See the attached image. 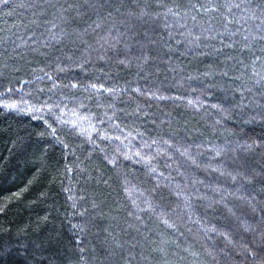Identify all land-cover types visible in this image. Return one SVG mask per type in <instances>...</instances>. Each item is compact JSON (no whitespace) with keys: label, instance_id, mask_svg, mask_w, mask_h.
Listing matches in <instances>:
<instances>
[{"label":"trees","instance_id":"1","mask_svg":"<svg viewBox=\"0 0 264 264\" xmlns=\"http://www.w3.org/2000/svg\"><path fill=\"white\" fill-rule=\"evenodd\" d=\"M262 36L264 0H0V264H260Z\"/></svg>","mask_w":264,"mask_h":264},{"label":"snow or ice","instance_id":"2","mask_svg":"<svg viewBox=\"0 0 264 264\" xmlns=\"http://www.w3.org/2000/svg\"><path fill=\"white\" fill-rule=\"evenodd\" d=\"M102 6L103 5H101V7ZM90 7H95V5H90ZM224 7L228 8L229 11H230L232 7H237L238 8V7H240V5H228V4H225ZM169 11H171V9ZM252 18L255 19L256 18L255 15H253ZM147 31L148 30H145L146 34H147ZM261 38L264 39V36H262ZM149 42L153 43V44L155 43V41H153V40H150ZM137 43H139V41H137ZM145 60H147V57H145ZM93 87H95V85H93ZM137 91H139V89H137ZM10 107H15V105H10ZM261 107H262V109H264V106H261ZM238 147L242 148L245 152L253 151L256 148L264 149V141H253L251 144H247L246 143V144H243V145H239ZM216 154L220 155L221 153L219 151H217ZM137 155H139V153H137ZM182 155L188 156V153L184 152V153H182ZM188 159L192 160L193 163L196 162L195 159L193 157H191V156H188ZM113 163H114V161H113ZM217 170L219 171L220 169H217ZM152 171L155 172V169H152ZM222 174H223V172H222ZM228 174L231 175V173H228ZM162 175L163 174L161 173V176ZM233 179H235V178L233 177ZM125 191H129V190L125 189ZM172 191H173V193H174V195L176 197L181 198L182 203H183V211L188 215L189 219H191V216H192V194L187 192L186 190H181L179 185H176V187L174 189H172ZM162 199H163V197H162ZM133 203L135 204V201H133ZM145 203L147 204L149 211H154V209L152 207V204L149 201H145ZM212 203H214V202L210 201L207 204V207H206L205 210H207V208H211L212 207ZM177 207H180V205H177ZM175 210H176L175 208L172 209L173 212H175ZM253 210L255 211V208H253ZM140 211H144V209H140ZM160 216L163 219V223L168 225V227H170V228H176L177 227V225L174 222H170L169 219L166 218L164 213H160ZM261 220L264 221V216L261 217ZM196 223H200V220L197 219ZM204 231L207 234V232H209V231L216 232L217 229L215 228V226H213L211 228H205ZM220 235L225 237V239L228 241V243H232V239H231V236L229 235V233L220 232ZM261 238H262V242H264V232L261 233ZM244 247L247 248V245H245ZM221 251H223V249H221ZM251 254L253 256L256 255L255 252H252ZM232 264H234V262H232ZM260 264H264V260H261Z\"/></svg>","mask_w":264,"mask_h":264}]
</instances>
